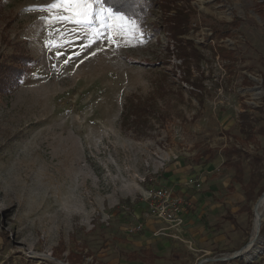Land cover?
Returning <instances> with one entry per match:
<instances>
[{
	"label": "rangeland",
	"instance_id": "1",
	"mask_svg": "<svg viewBox=\"0 0 264 264\" xmlns=\"http://www.w3.org/2000/svg\"><path fill=\"white\" fill-rule=\"evenodd\" d=\"M176 1L196 10L178 38L194 42L198 60L155 30L158 8L142 43L116 46L29 10L53 0H0V62L33 58L0 92V264H264V211L253 250L235 256L264 195L252 158L264 152V0ZM49 38L63 44L59 55ZM133 103L146 113H130ZM245 104L250 142L239 130ZM231 144L248 152L242 183L225 164ZM161 186L181 199L169 206L183 217L177 238L149 206Z\"/></svg>",
	"mask_w": 264,
	"mask_h": 264
},
{
	"label": "trees",
	"instance_id": "2",
	"mask_svg": "<svg viewBox=\"0 0 264 264\" xmlns=\"http://www.w3.org/2000/svg\"><path fill=\"white\" fill-rule=\"evenodd\" d=\"M190 1V0H188ZM105 6L112 8L115 12H122L130 17L137 18L141 25L145 26L149 16L155 9H160L163 12L162 21L159 20L155 23V30L161 31L162 29L168 30L172 38L178 39V48L180 49V55L188 60L191 56L197 60L200 59L201 51L194 47V42L187 40L189 43L187 46L183 39H179L178 35L185 32L191 23L193 22V14H196V10L190 4L179 5L176 0H104ZM175 9V13H170L171 10ZM235 25L237 23H234ZM192 47L191 51L188 48ZM33 58L30 55H26L24 52L16 53L11 61L0 62V92L8 91L11 88L17 86L26 71L27 63ZM188 72L190 73V67L188 66ZM185 69V73L187 72ZM184 80L189 78L184 77ZM243 111L239 113V130L246 142H250L255 138L256 129L254 115L250 112L249 107L245 104ZM260 111L263 109L260 107ZM130 113L135 114L137 117L139 114L146 113V108L143 105L133 103ZM126 114H124V118ZM263 150L259 153L252 155L253 163L258 164L263 168L264 166V154ZM225 164L236 167L235 174L232 178V183L243 182L244 178V167L242 163V156L248 155V152L242 148H239L236 144H231L224 149ZM236 156V157H235ZM261 177H264V172L261 171ZM250 183H253V178ZM264 192V186H261L258 193ZM246 196L249 201L253 199V187L246 191ZM247 208L251 209V206L246 205ZM264 228H262V231ZM147 249L141 252H131L128 257L132 260L144 259Z\"/></svg>",
	"mask_w": 264,
	"mask_h": 264
},
{
	"label": "snow or ice",
	"instance_id": "3",
	"mask_svg": "<svg viewBox=\"0 0 264 264\" xmlns=\"http://www.w3.org/2000/svg\"><path fill=\"white\" fill-rule=\"evenodd\" d=\"M29 10L48 13L45 19L50 26L58 23L84 26L91 42L99 39L101 35H106L107 40L116 46H119L120 41L133 39L138 43L143 42L144 33L140 22L134 17L106 7L104 0H53L51 4ZM92 25L95 27H89ZM51 36L52 33H49V37ZM45 44L57 55L63 47L61 42L51 38L46 39Z\"/></svg>",
	"mask_w": 264,
	"mask_h": 264
},
{
	"label": "built area",
	"instance_id": "4",
	"mask_svg": "<svg viewBox=\"0 0 264 264\" xmlns=\"http://www.w3.org/2000/svg\"><path fill=\"white\" fill-rule=\"evenodd\" d=\"M150 198L154 197L156 198L159 203L155 204L154 200H151L149 202L150 209H152L160 221H166L169 223L170 228L167 229L169 231H166V227L162 228L164 234L170 235L171 237L177 238V231L181 230V225L183 223V217H179L178 214L175 212L177 208H174L172 210V207L176 203H178L181 199L176 198L173 193V190L166 186H161L158 188L151 187L150 189ZM142 226L138 225L135 227H132L131 230H138L141 229Z\"/></svg>",
	"mask_w": 264,
	"mask_h": 264
},
{
	"label": "bare ground",
	"instance_id": "5",
	"mask_svg": "<svg viewBox=\"0 0 264 264\" xmlns=\"http://www.w3.org/2000/svg\"><path fill=\"white\" fill-rule=\"evenodd\" d=\"M263 211H264V195L255 205L256 217H255L254 229H253V233H252V237L250 239V242L241 251L236 252L235 256L240 255V254H244V253L247 254L253 250L255 243L259 240L261 215H262Z\"/></svg>",
	"mask_w": 264,
	"mask_h": 264
},
{
	"label": "water",
	"instance_id": "6",
	"mask_svg": "<svg viewBox=\"0 0 264 264\" xmlns=\"http://www.w3.org/2000/svg\"><path fill=\"white\" fill-rule=\"evenodd\" d=\"M236 256H240V255H236Z\"/></svg>",
	"mask_w": 264,
	"mask_h": 264
},
{
	"label": "crops",
	"instance_id": "7",
	"mask_svg": "<svg viewBox=\"0 0 264 264\" xmlns=\"http://www.w3.org/2000/svg\"><path fill=\"white\" fill-rule=\"evenodd\" d=\"M147 221H149V220H147Z\"/></svg>",
	"mask_w": 264,
	"mask_h": 264
}]
</instances>
